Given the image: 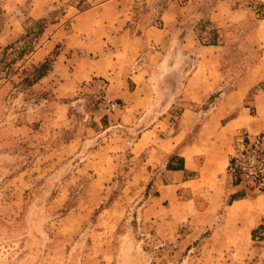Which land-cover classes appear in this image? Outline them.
Instances as JSON below:
<instances>
[{
	"label": "rangeland",
	"instance_id": "374dc122",
	"mask_svg": "<svg viewBox=\"0 0 264 264\" xmlns=\"http://www.w3.org/2000/svg\"><path fill=\"white\" fill-rule=\"evenodd\" d=\"M15 1L0 0V57L40 20L43 32L28 35L30 46L7 55L16 70L0 74V264H264V229L253 245L233 250L230 227L204 240L222 216L177 226L155 221L152 177L163 160L134 148L150 128L162 136L180 128L190 139L224 91V119L242 115L237 137L251 134L245 129L254 124L264 132V0L134 1L143 25L148 19L160 25L159 14L177 6V46L167 48L177 57V93L165 82L157 94L161 103L152 109L119 103L106 78L94 77L73 96H57L59 78L48 73L30 84L32 65L63 49L59 43L48 55H36L42 43L70 20L77 3L80 10L89 2L53 0L33 19L31 0ZM212 41L217 44H202ZM215 69L223 72L219 89L203 99L187 93L194 71L199 87L206 71ZM185 108L192 111L191 129L180 120ZM253 196L264 228V195Z\"/></svg>",
	"mask_w": 264,
	"mask_h": 264
},
{
	"label": "crops",
	"instance_id": "0c3cea01",
	"mask_svg": "<svg viewBox=\"0 0 264 264\" xmlns=\"http://www.w3.org/2000/svg\"><path fill=\"white\" fill-rule=\"evenodd\" d=\"M86 1L88 6L80 10L78 3L74 6L76 13L56 28L35 53L46 56L62 43L63 49L56 54L48 72L49 76L59 78L56 95L73 96L94 77L106 78L108 90L115 91L119 103L131 109H152L160 104L162 98L157 94L164 92L167 81L173 85L171 93H177L174 86L177 57L175 53L171 57L167 50L170 46L175 50L177 46L176 4H170L159 14L160 25L151 21L156 19H148L143 25L142 12L135 6V0ZM50 2L53 0H31L28 16L36 19L43 15ZM80 51L83 54L78 55ZM217 60L213 57V61ZM206 73L199 87L193 83L196 72L189 76L185 83L187 93L190 91L191 95L195 93L203 99L221 87L223 72L215 69ZM225 95L224 91L221 101L201 121L190 139H186V132L180 128L166 136L150 128L141 132L134 148L143 146L152 159L163 160V168L152 177L155 191L150 195L153 201L149 204H155L157 213H151L155 221L177 226L197 218L215 222L222 216L204 240L217 239L216 231L230 227L234 233L231 249L237 250L243 242L253 245L255 234L262 233L264 228L261 227L263 216L256 206L258 198L253 196L260 193L239 184L229 170L243 120L241 113L230 120L224 119L225 113L221 111L227 105ZM242 109L250 110L249 107ZM251 117L254 119L255 115ZM192 118V111L185 108L180 116L184 129H191ZM253 127L245 131L259 133L255 124ZM177 160L179 165L175 166L182 168L168 167V163L177 164ZM220 236L226 240V236ZM173 237L177 239V234Z\"/></svg>",
	"mask_w": 264,
	"mask_h": 264
},
{
	"label": "built area",
	"instance_id": "2783aa9c",
	"mask_svg": "<svg viewBox=\"0 0 264 264\" xmlns=\"http://www.w3.org/2000/svg\"><path fill=\"white\" fill-rule=\"evenodd\" d=\"M135 2L138 6H144L151 3V0ZM229 170L239 184L264 194V132L238 138V148L231 156Z\"/></svg>",
	"mask_w": 264,
	"mask_h": 264
},
{
	"label": "trees",
	"instance_id": "16d2710c",
	"mask_svg": "<svg viewBox=\"0 0 264 264\" xmlns=\"http://www.w3.org/2000/svg\"><path fill=\"white\" fill-rule=\"evenodd\" d=\"M40 23H41V20L36 22L29 30H27L26 34H24L20 39L12 42L11 44L7 45L3 49V51L1 52V57H0V74H2V72H6V74H11L16 70L15 67H12L13 60L12 59L8 60L7 55H10V54L17 55L21 51L20 50L21 47L24 48L26 46H30L32 44V40L28 41L27 43H25L24 41L26 40L27 36L30 34H34L33 35V39H34V37L37 34H41L43 32L41 31L42 28L38 29ZM22 40L24 43H22ZM202 44H217V41H212L209 43L202 42ZM53 61L54 59L52 58H46L44 61L38 64L32 65L33 71H32V75L27 78L28 82L32 84L40 80L42 77H44L52 68ZM168 167L169 168H182V167H177L173 165L172 163H168Z\"/></svg>",
	"mask_w": 264,
	"mask_h": 264
}]
</instances>
